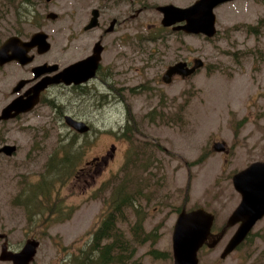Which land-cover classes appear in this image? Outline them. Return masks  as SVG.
Instances as JSON below:
<instances>
[{
	"label": "rangeland",
	"instance_id": "374dc122",
	"mask_svg": "<svg viewBox=\"0 0 264 264\" xmlns=\"http://www.w3.org/2000/svg\"><path fill=\"white\" fill-rule=\"evenodd\" d=\"M22 1L0 0V12H8L6 21L13 24L16 8H26ZM29 1H37L39 8L40 0ZM145 1L152 7L195 0ZM68 2L40 3L44 29L53 38V49L43 58L64 66L72 56ZM50 9L58 14L56 20L46 17ZM215 14L217 34L207 37L162 31L160 12H142L137 22L139 74L118 75L108 85L97 82L91 95L53 88L52 105L40 107L30 127L0 129V143L18 145L15 154L0 155V255L5 241L10 249L20 250L28 239H37L40 245L31 264L74 261L90 243V233L104 216L105 199L123 180L121 169L132 155L137 163L155 162L148 170L128 166L126 178L136 180L151 172L143 175L152 184L140 201L146 229L158 228L160 233L156 243L139 247L136 264H174V226L184 206L214 211L215 228H222L241 201L234 174L264 160V0H233L215 8ZM0 22V40L15 34L4 29L3 17ZM25 26L34 32L32 25ZM154 35L166 37L150 39ZM194 58L205 66L185 80L163 82L169 64ZM74 113L92 123L91 133L77 134L68 126L65 115ZM221 141L227 150L218 152L213 146ZM107 154V163L94 160ZM50 183L52 216L30 215L16 203L19 193L27 198ZM120 225L124 230L130 226ZM235 230L230 228L217 247L203 248L200 264H264V218L223 259ZM151 249L164 255H150ZM0 264L13 263L0 259Z\"/></svg>",
	"mask_w": 264,
	"mask_h": 264
},
{
	"label": "flooded vegetation",
	"instance_id": "af4514ba",
	"mask_svg": "<svg viewBox=\"0 0 264 264\" xmlns=\"http://www.w3.org/2000/svg\"><path fill=\"white\" fill-rule=\"evenodd\" d=\"M41 1L42 0L39 2L38 8L37 1H31V4L29 0H23L22 3L26 5V8L23 7L21 12H16L14 14L15 19L13 24L6 21L8 19V12H0V17H3L5 21L4 29L9 30L11 28L15 31V34L8 36L4 40H0V46L12 37H17L21 41L20 44L22 43V50L26 52V56L24 58L22 57L23 59L14 58L4 62L0 61L1 80L6 82L4 88L0 86V129L8 127L21 128V126L30 127V122L34 116L38 115L39 108L52 105V102L49 100V95L53 88L61 87L66 88L73 94L77 92L79 94L91 95V92L97 90V82H103L108 85L107 80H115L118 75H125L128 72L139 74L140 68L138 62L140 44L137 22L140 14L142 12H160L163 19L162 11L158 9L159 6L174 4L186 8L192 5L196 0L192 4L187 5L174 2L152 5L154 9L150 7L145 0H69L67 3V12L70 16L68 37L72 56L66 66L62 65L57 60L43 58L45 54L52 51L53 38L43 26V19H41L43 18V12H40ZM56 1L57 0H45L47 5L53 4ZM54 15L55 17H53ZM46 17L49 20H56L58 14L50 9ZM162 19L159 24L160 30L166 31L170 29L172 32L186 33L183 30L176 29L177 26L185 24V21L177 22L171 26H165L162 23ZM26 22L35 28L33 33H28L26 31ZM38 33H44L46 38L43 40V35L41 37L36 36ZM150 37V39L156 40V38L161 39L166 37V35H154ZM47 43H49V48H45V44ZM7 54L11 55L13 51L10 50ZM196 59L197 58L181 59L169 64L162 74L163 82L168 84L164 81L163 77L169 67L181 61L187 62L189 67H193ZM66 68L73 69L70 77L72 81L70 83L56 81L60 78L61 72ZM188 77L175 74L173 76V81L178 78L185 80ZM17 99L29 100V103L36 100V103L31 109L26 111L16 113L15 110H12L10 115L6 114L4 110ZM6 115L8 116L4 117ZM66 116H71L76 120L83 121L89 126L87 132H79L68 125L77 134L87 135L92 132L93 126L89 120H85L83 117L74 113L72 115L66 114L65 121ZM129 121L130 120H128V122ZM167 121L168 120H166V122ZM5 145L16 146L14 154L18 150V145L15 143H0V155L11 156L3 150ZM112 156L113 154H110V157ZM107 158L108 154L105 156H96L94 160H98L100 163H102V161L107 163ZM199 207L202 206L196 208ZM196 208H187L184 206L182 210L186 209L190 211ZM204 208L215 214L212 232L219 233L222 231L227 222L221 229L217 230L215 228L217 214L206 207ZM259 221H257L255 226ZM233 227L237 229L238 225ZM233 227H229L227 232ZM252 231L244 242L250 238ZM206 247L209 248L207 245H204L200 251Z\"/></svg>",
	"mask_w": 264,
	"mask_h": 264
},
{
	"label": "water",
	"instance_id": "95a60500",
	"mask_svg": "<svg viewBox=\"0 0 264 264\" xmlns=\"http://www.w3.org/2000/svg\"><path fill=\"white\" fill-rule=\"evenodd\" d=\"M230 1L233 0H196L186 8L167 4L159 6L158 9L163 14V25L171 26L177 22L185 21V24L177 26L176 29L183 30L187 34H203L207 37H214L217 34L215 8ZM36 36H42L43 40L46 38L44 33H38ZM20 42L17 37H12L0 46V61L4 62L14 58L23 59L26 52L22 50V43L20 44ZM49 47V43L45 44V48ZM10 50L13 51V54L8 55L7 52ZM203 66L204 61L201 59H196L193 67H189L187 62L181 61L169 67L163 79L169 84L173 81L175 74L188 77ZM72 70L66 68L56 81L70 83ZM28 103L29 100L17 99L4 112L10 115L12 110H15L16 113L26 111L35 105L36 100ZM66 121L69 126L79 132L89 130V126L85 122L76 120L71 116H66ZM213 148L218 152H223L227 150V145L224 141L215 142ZM3 150L8 155H13L16 146L5 145ZM233 184L242 198L228 218L225 227L219 233L212 232L215 214L207 211L204 207L190 211L183 209L180 212L173 232L174 264H199L201 248L204 245L215 248L224 238L228 228L238 225L221 253V258H226L246 240L257 221L264 217V160L255 161L236 172L233 176ZM39 245V240L28 239L19 251H14L9 248L7 241H5L2 244L0 259L11 261L13 264H31L35 260Z\"/></svg>",
	"mask_w": 264,
	"mask_h": 264
},
{
	"label": "trees",
	"instance_id": "16d2710c",
	"mask_svg": "<svg viewBox=\"0 0 264 264\" xmlns=\"http://www.w3.org/2000/svg\"><path fill=\"white\" fill-rule=\"evenodd\" d=\"M16 12H20L19 8H16ZM124 135H127V132H124ZM127 138L130 139V136ZM132 157L134 155L129 158L126 157V163L121 169L125 173L123 180L113 186L110 197L105 199L104 216L90 233L92 238L90 243L87 244L86 248L80 250L81 253L69 264H136L134 256L139 247L148 241L152 243L158 241L160 237L158 228L148 231L145 227L146 211L140 201L141 197L145 196L146 189H150L152 184V181L148 180L147 177L144 178L143 175L151 172L141 173L136 180L133 176L126 178L129 172L128 166L148 170L153 166V161L137 163ZM51 184L46 189L43 188L34 191L32 194H27V198L23 193H19L16 203L27 208L30 215L43 217L48 213L52 216L54 206L51 207L50 205L54 201L50 198V192L53 191ZM130 216L135 217V220L132 221ZM121 222L130 224L129 228L124 230L120 225ZM149 254L161 258L164 252L151 249Z\"/></svg>",
	"mask_w": 264,
	"mask_h": 264
}]
</instances>
